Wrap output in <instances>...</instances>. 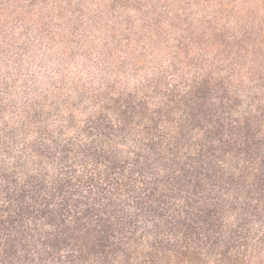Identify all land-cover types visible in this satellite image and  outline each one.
I'll return each mask as SVG.
<instances>
[{"label": "trees", "instance_id": "obj_1", "mask_svg": "<svg viewBox=\"0 0 264 264\" xmlns=\"http://www.w3.org/2000/svg\"><path fill=\"white\" fill-rule=\"evenodd\" d=\"M128 10L0 0V264H264V43Z\"/></svg>", "mask_w": 264, "mask_h": 264}, {"label": "rangeland", "instance_id": "obj_2", "mask_svg": "<svg viewBox=\"0 0 264 264\" xmlns=\"http://www.w3.org/2000/svg\"><path fill=\"white\" fill-rule=\"evenodd\" d=\"M118 3L128 7L130 12V16L120 12L126 15L120 19L122 26L130 25L128 21L134 18L138 23L140 15L146 17L153 9L151 21L159 20L157 27L161 32L158 34L174 45L209 47L214 43L222 44L235 33L241 35L242 40L238 42L242 45L264 43V0H118ZM139 30L145 33V29ZM144 40L150 43L149 39Z\"/></svg>", "mask_w": 264, "mask_h": 264}]
</instances>
